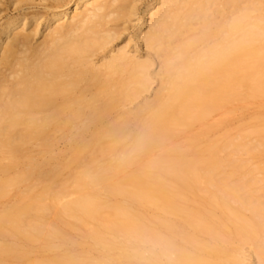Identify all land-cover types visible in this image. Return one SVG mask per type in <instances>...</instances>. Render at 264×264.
<instances>
[{
  "label": "bare ground",
  "instance_id": "1",
  "mask_svg": "<svg viewBox=\"0 0 264 264\" xmlns=\"http://www.w3.org/2000/svg\"><path fill=\"white\" fill-rule=\"evenodd\" d=\"M141 1L0 0V264H264V165L228 160L264 141L139 164L264 96V0Z\"/></svg>",
  "mask_w": 264,
  "mask_h": 264
},
{
  "label": "rangeland",
  "instance_id": "2",
  "mask_svg": "<svg viewBox=\"0 0 264 264\" xmlns=\"http://www.w3.org/2000/svg\"><path fill=\"white\" fill-rule=\"evenodd\" d=\"M151 0H142L139 3V7H142L145 2ZM4 8V7H3ZM5 13H3L4 15ZM133 31V30H132ZM158 71V69H156ZM158 89V84H153L151 92L145 94L144 98L141 97L135 101L134 104L130 106L132 110H136L139 104H142L145 100H152L154 97V91ZM114 118H120V114H114ZM264 126V96L258 98H250L246 101H240L233 103L228 106L227 109L218 111L212 114L203 124H195L192 127L188 128L184 133L176 137L174 140L168 142L162 148L156 149L148 154L139 164L148 160H158L162 154H176L177 150L185 152L188 156L191 153L187 152L190 140L194 137L201 136L198 141L199 147L197 148L200 153L206 149L207 145L213 141L217 142L220 146L227 144V142H240L244 137L243 142L249 143L250 145L258 146L259 142L264 141L262 137H257L254 134V130ZM75 147L74 144L69 142L60 141L56 147L57 151H61L64 156L60 158L58 162L64 163L68 161L71 157V150ZM262 150V148H260ZM227 153V152H226ZM224 155V154H223ZM222 155V156H223ZM228 160H241L244 161L247 166L244 171H241L238 176L246 172L247 170L256 169L258 165H264V153L258 152L256 156L253 157L250 154H247V151H242L239 154L230 156ZM57 162V163H58ZM229 170V168H226ZM64 178H68L69 172H64ZM254 177L257 180H261L257 184V188L264 187V174L260 171L254 172ZM258 195L264 197V193L260 192ZM205 197L203 193H199L198 197L189 195L188 204L197 207L201 198ZM264 200V199H263ZM1 208V205H0ZM207 210L214 211L216 214H219L218 210H215L212 206L207 205ZM246 217H250L251 214L248 211H244ZM89 230V228H88ZM72 237L77 240V244L74 249H63L62 252H70L72 250H81V245L79 244L80 239L77 238L75 233L71 234ZM237 247L238 244H235ZM241 248V246H240ZM242 253L246 258L247 264H257L255 258V248L249 244L242 246ZM44 253L39 249V246H34L33 257H42Z\"/></svg>",
  "mask_w": 264,
  "mask_h": 264
},
{
  "label": "clouds",
  "instance_id": "3",
  "mask_svg": "<svg viewBox=\"0 0 264 264\" xmlns=\"http://www.w3.org/2000/svg\"><path fill=\"white\" fill-rule=\"evenodd\" d=\"M158 248V245L150 240H146L144 241L143 245H142V250L145 254H149L152 251L156 250Z\"/></svg>",
  "mask_w": 264,
  "mask_h": 264
}]
</instances>
